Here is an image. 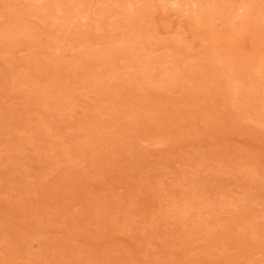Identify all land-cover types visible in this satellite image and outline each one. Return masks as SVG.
Wrapping results in <instances>:
<instances>
[{"label":"rangeland","instance_id":"obj_1","mask_svg":"<svg viewBox=\"0 0 264 264\" xmlns=\"http://www.w3.org/2000/svg\"><path fill=\"white\" fill-rule=\"evenodd\" d=\"M0 264H264V0H0Z\"/></svg>","mask_w":264,"mask_h":264}]
</instances>
